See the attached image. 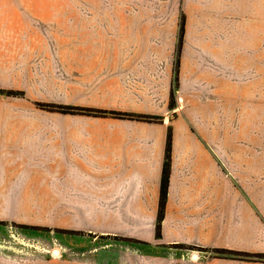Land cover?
I'll list each match as a JSON object with an SVG mask.
<instances>
[{
	"label": "crops",
	"instance_id": "crops-1",
	"mask_svg": "<svg viewBox=\"0 0 264 264\" xmlns=\"http://www.w3.org/2000/svg\"><path fill=\"white\" fill-rule=\"evenodd\" d=\"M214 1L0 0V92L34 90L35 54L57 53L62 106L57 117L24 114L0 93V221H9L0 224V264H264L258 154L240 159L225 132L194 129L170 105L176 59L178 79L184 67L189 81L226 98L227 81L200 63L228 59L221 32H211L225 28ZM233 14L239 28L264 27V7L259 16L238 0ZM36 203L59 204L60 225L75 227L90 226L76 221L90 215L67 216L62 205L106 209L85 239L68 240L65 226L57 238L10 226L18 204Z\"/></svg>",
	"mask_w": 264,
	"mask_h": 264
},
{
	"label": "rangeland",
	"instance_id": "rangeland-1",
	"mask_svg": "<svg viewBox=\"0 0 264 264\" xmlns=\"http://www.w3.org/2000/svg\"><path fill=\"white\" fill-rule=\"evenodd\" d=\"M194 1L208 3L214 0ZM214 2L221 4L220 10H223L220 13V18L225 19L221 20V23L225 24V28L212 27L211 32H221L219 38L227 43L228 59L206 60L200 63L202 66L201 70L206 71L205 73L227 81L226 98H224L222 93L219 94L218 90L213 88V85L210 87L209 83L204 85L197 84L193 79L189 81L187 69L184 70V67L180 71L181 79H178L180 62L178 59L177 79L172 85L174 91L172 90L170 105H175V112L178 117L185 120L188 118L192 122L194 129L198 126L208 125L212 127V130L216 128V132L219 131L221 134L225 132L226 147L240 149L239 153H244V155L239 156L240 159H246L245 154L257 153L260 183L258 190L260 196H264V27L261 26V21L257 22L258 24L254 27L244 25L243 28H239L236 25L233 19V12L238 0H215ZM243 5L244 9L253 7L254 13L260 16L264 7V0H243ZM49 56L50 58L45 59L42 54H35L38 75L35 77L37 81L35 82L34 90L4 89L2 94L5 103L11 104V106L16 105V108L20 109L19 112L24 111V114L52 117L59 115L62 106L60 107L59 105L57 90L58 54L51 53ZM48 61H50V64H48ZM68 62H70L69 56ZM38 63L41 64L40 68ZM193 84L196 86H193ZM8 91L13 92V94H6ZM215 100L216 102L214 103ZM209 101L210 108L208 107ZM201 104L204 106H196ZM68 108L63 106V109ZM83 111L86 110L83 109ZM103 112L105 113L101 115H96L94 112L87 113L96 116H116L112 112ZM121 114H124L121 117L127 118L138 116L129 113ZM139 116L146 117V119L140 118L143 121H159L161 119L160 116L156 115ZM204 117L208 123L200 124L199 119ZM245 168L244 165L237 167L239 169L237 173H241ZM246 190L250 191V189ZM17 206L20 219L11 222L10 226L22 229L34 228L36 231L38 229H46L51 232V238H57L59 227L65 226L68 240L76 237L85 239L95 236L84 229L94 228L96 219H91L92 215L96 216L99 211L106 209L105 205H62L63 212L67 216L90 215L86 219H78L76 221H79L78 225L89 223L92 226L75 227L68 219L63 222V225H60V205L57 203L18 204ZM5 223L9 224V221H0V224Z\"/></svg>",
	"mask_w": 264,
	"mask_h": 264
},
{
	"label": "trees",
	"instance_id": "trees-1",
	"mask_svg": "<svg viewBox=\"0 0 264 264\" xmlns=\"http://www.w3.org/2000/svg\"><path fill=\"white\" fill-rule=\"evenodd\" d=\"M182 33H183V20L180 21V29H179V36H178V46L181 45L182 42ZM177 72H178V59L174 60V67H173V74H174V78H173V83L176 81L177 79ZM0 93H3L2 91ZM6 94H13V92H6ZM65 110V109H63ZM87 112H94V114L96 115H101L104 114L105 112L103 111H99V110H87ZM116 116H123L124 114L121 113H112ZM135 118H144L146 119V117H142V116H132ZM148 119H152L155 120L156 118H148ZM169 151H170V134H168L167 137V142H166V157L169 155ZM167 180H168V175H167V170L164 169L163 175H162V182H161V198H160V204H159V214H158V219H157V226L159 228L161 219H162V215H163V206H164V198H165V193H166V188H167Z\"/></svg>",
	"mask_w": 264,
	"mask_h": 264
}]
</instances>
